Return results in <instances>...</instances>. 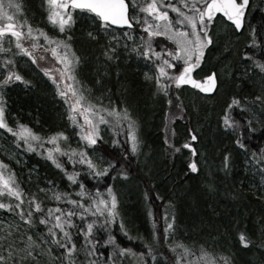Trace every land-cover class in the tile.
I'll use <instances>...</instances> for the list:
<instances>
[{"label": "snow or ice", "instance_id": "6c2138e0", "mask_svg": "<svg viewBox=\"0 0 264 264\" xmlns=\"http://www.w3.org/2000/svg\"><path fill=\"white\" fill-rule=\"evenodd\" d=\"M136 78L148 100L130 88ZM225 85L210 119L182 100ZM149 101L166 108L163 169L144 131ZM205 120L215 170L198 151ZM182 156L165 197L157 177L166 184ZM193 176L202 206L178 190ZM133 182L147 236L125 211ZM238 189L259 209L233 215L214 200L231 208ZM237 251L264 264V0H0V264H238Z\"/></svg>", "mask_w": 264, "mask_h": 264}, {"label": "trees", "instance_id": "16d2710c", "mask_svg": "<svg viewBox=\"0 0 264 264\" xmlns=\"http://www.w3.org/2000/svg\"><path fill=\"white\" fill-rule=\"evenodd\" d=\"M36 4H38L37 0H33V7L35 8ZM34 78L38 79L39 77L37 76V73L32 74ZM46 79V78H45ZM130 88L133 90L135 95L142 99V100H148V95H149V89L148 87L142 85L139 82V78H136V82L132 83L131 81L129 82ZM109 87H113V84H109ZM228 85H225V88L222 89L221 95L219 97H216L214 99H205L203 97H196L194 94H192L189 90H185L183 95H182V100L184 104H189L186 100V95H190L191 98L193 99L197 104L201 106L202 109H206L207 111L204 112L202 110L201 116H207L209 119L212 117V109L215 107L217 111L219 110V105L223 102V99L225 98V91L227 90ZM41 92H46L48 89L45 86L40 87ZM114 91L118 90V86H115L113 88ZM19 89H16L14 91V94L18 93ZM192 100V101H193ZM142 109H146V111L142 112L141 114L144 115L146 119V125L144 128L147 142L151 146L152 149L156 150V155L154 159L157 162V169H163L165 167L163 161L164 157L166 154V148L167 146L163 143V138H164V120L162 116V112L166 111V108L163 105V102L159 103H152L148 102L145 104L141 105ZM195 122V118L194 121ZM187 121H177L176 122V129H177V137L176 139L182 144L184 140L187 138V133L185 131V124ZM191 126V125H189ZM198 128H200L202 134H203V140L200 142V146L198 148V151L202 152L204 155V158L207 159V164L208 167L212 168L215 170L216 165L218 163L217 157V152L216 149L219 145V141L215 138L213 135L214 133V125H211L207 120L204 121L203 126L201 125H196ZM184 152H187V150H183ZM202 157V156H201ZM37 158H33V163H35ZM184 157L182 156L180 159L176 160V166L175 168L168 167L167 171L168 173L171 174V179L167 181L166 184H160L159 181L161 177L164 175L163 172H161V176L157 177L158 181V187L156 191L160 192L161 195H164L167 197L169 190L173 188V181L180 179V177L183 176L184 173ZM47 172L48 174H52L53 170L48 168L47 165H44L42 168V173ZM236 178H242L240 176V173L236 174V177H234L231 181V183L236 182ZM201 183V180H197L195 176L190 177L187 179L186 183L184 184L183 188L178 189L179 191H184V190H191L192 196H200L201 200V206L203 205V200L208 199L207 196L203 195L197 190V185ZM247 185H245L246 189ZM123 191L128 195L129 199L126 201L125 205V211L128 213V220L136 226V228L139 229V233L147 236V231L146 229L150 227V224L146 221L145 217V205L142 202L141 199V191L140 187H137L136 182H133L131 184H128L127 186L123 187ZM238 191H243L245 199H242L240 203L234 204L231 208L227 204L221 200L219 196L214 197V200L216 203L219 205V207L230 214H235L237 210H240L243 208L244 204H247L248 207H250L253 210H258L260 205L257 204L253 199H251V193L247 192L246 190H240ZM223 192V190H222ZM225 195H228L227 193H224ZM229 199L231 197L229 196ZM190 200H186L183 202V210L184 213H189V204ZM159 203V202H157ZM215 206V205H214ZM153 208L155 209V205H153ZM184 219H188L189 216L185 215L183 217ZM215 223V222H213ZM130 235H137V232L132 231L130 232ZM139 241H132V242H126L125 246H131L137 251L141 250L138 247ZM237 261L238 264H247V261L250 259H253L251 253L247 252H239L237 251Z\"/></svg>", "mask_w": 264, "mask_h": 264}, {"label": "rangeland", "instance_id": "374dc122", "mask_svg": "<svg viewBox=\"0 0 264 264\" xmlns=\"http://www.w3.org/2000/svg\"><path fill=\"white\" fill-rule=\"evenodd\" d=\"M38 2H39V0H38ZM45 66H46V65H45ZM186 96H187V97H186L187 102H189V100H191L190 102H192L193 99H190L191 96H190V95H186ZM193 101H194V100H193ZM200 159H201V162H203V161L205 160L204 155H202V157H200ZM207 166H208V164H207Z\"/></svg>", "mask_w": 264, "mask_h": 264}, {"label": "flooded vegetation", "instance_id": "af4514ba", "mask_svg": "<svg viewBox=\"0 0 264 264\" xmlns=\"http://www.w3.org/2000/svg\"><path fill=\"white\" fill-rule=\"evenodd\" d=\"M37 2H38V0H37ZM185 90H188V89H185Z\"/></svg>", "mask_w": 264, "mask_h": 264}]
</instances>
